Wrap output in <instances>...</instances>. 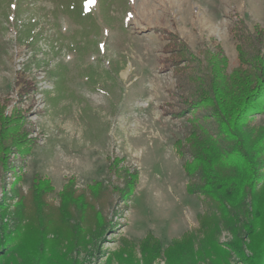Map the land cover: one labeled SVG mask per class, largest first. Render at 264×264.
<instances>
[{
  "label": "rangeland",
  "instance_id": "obj_1",
  "mask_svg": "<svg viewBox=\"0 0 264 264\" xmlns=\"http://www.w3.org/2000/svg\"><path fill=\"white\" fill-rule=\"evenodd\" d=\"M82 1L92 22L74 23L57 8V0H0V103L8 99L7 112L21 108L27 138L34 141L23 158L12 151V168L3 179L0 175V230L5 245L14 247L15 187L26 194L35 174L50 181L47 198L54 205L69 179L77 189L100 181L107 189L104 229L76 220L86 228L88 241L63 249L78 264H119L118 256L128 264V252L121 251L128 243L135 245L138 259L139 242L151 233L163 250L173 238L197 228L204 212L201 198L186 190L183 159L175 151V139L184 140L188 133L190 114L170 113L177 78L162 61L168 33H176L193 52L204 43H219L232 67L237 59L230 31L234 19L241 17L250 27L264 25V0ZM22 69L36 88L18 99L14 76ZM58 74L63 76L60 88ZM251 119L264 126V111ZM130 174L136 175L133 192L125 197ZM67 219H54L56 228L75 223ZM230 239L222 229L219 242ZM67 240L64 236L59 245L44 247L49 252ZM154 264H165L163 252Z\"/></svg>",
  "mask_w": 264,
  "mask_h": 264
},
{
  "label": "trees",
  "instance_id": "obj_2",
  "mask_svg": "<svg viewBox=\"0 0 264 264\" xmlns=\"http://www.w3.org/2000/svg\"><path fill=\"white\" fill-rule=\"evenodd\" d=\"M56 5L74 23L92 22L83 1L57 0ZM233 24L230 31L237 59L232 67L219 43H204L193 52L176 33H168L162 61L177 78V100L170 104V113L173 117L190 114L186 118L188 133L184 140L175 139V151L183 159L186 190L201 198L204 212L198 217L197 228L173 238L163 250L160 240L151 233L140 240L138 259L133 256L135 245L128 243L121 250L128 252V264H154L162 252L165 264H264V126L251 122L254 113L264 111V25L254 23L250 27L241 17H236ZM62 77L57 75L58 88ZM35 88L36 81L24 69L15 71L13 90L18 99ZM2 102L3 179L12 168L10 153L14 151L23 158L34 141L27 138L21 108L14 106L7 112L8 99ZM135 178L128 175L125 197L132 194ZM103 188L96 181L87 189H77L71 178L58 192L59 204L54 205L47 198L53 190L50 181L39 174L32 177L26 194L16 192L15 187L18 232L14 247H9L1 234L4 229L0 230V264H9L8 260H12L10 264H78L68 255L71 251L63 247L73 250L87 243L86 228L78 223L80 220L94 221L97 231L104 229L102 206L107 189ZM57 217L65 222L73 218L75 223L59 224L58 230L54 224ZM222 229L231 234L224 244L219 242ZM50 232L54 239H44ZM64 236L68 239L65 246L48 248L49 252L45 249L49 242L59 245ZM37 239L44 240L40 241L43 246L34 245ZM118 259L119 264L124 262L123 257Z\"/></svg>",
  "mask_w": 264,
  "mask_h": 264
}]
</instances>
